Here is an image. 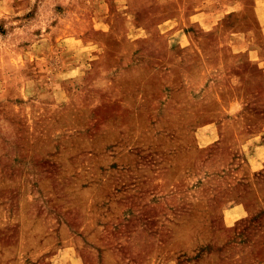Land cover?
Segmentation results:
<instances>
[{
	"label": "rangeland",
	"instance_id": "374dc122",
	"mask_svg": "<svg viewBox=\"0 0 264 264\" xmlns=\"http://www.w3.org/2000/svg\"><path fill=\"white\" fill-rule=\"evenodd\" d=\"M264 0H0V264H264Z\"/></svg>",
	"mask_w": 264,
	"mask_h": 264
},
{
	"label": "crops",
	"instance_id": "0c3cea01",
	"mask_svg": "<svg viewBox=\"0 0 264 264\" xmlns=\"http://www.w3.org/2000/svg\"><path fill=\"white\" fill-rule=\"evenodd\" d=\"M260 12L263 14L262 15L263 16L262 21H263V25H264V5L263 4L260 5Z\"/></svg>",
	"mask_w": 264,
	"mask_h": 264
}]
</instances>
